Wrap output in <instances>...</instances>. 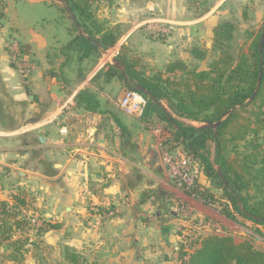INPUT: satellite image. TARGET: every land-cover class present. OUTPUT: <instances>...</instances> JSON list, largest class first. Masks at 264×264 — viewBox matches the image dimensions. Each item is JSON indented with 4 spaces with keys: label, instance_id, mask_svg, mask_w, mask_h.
I'll return each instance as SVG.
<instances>
[{
    "label": "crops",
    "instance_id": "0c3cea01",
    "mask_svg": "<svg viewBox=\"0 0 264 264\" xmlns=\"http://www.w3.org/2000/svg\"><path fill=\"white\" fill-rule=\"evenodd\" d=\"M6 1L11 0H5L4 20L0 18V164L14 175L17 190H11V195H25L35 210L59 219L64 229L71 227L74 239L91 242L98 255L107 254L110 263L116 258L126 262L139 256L157 258L169 241L175 244L173 230H169V225L181 221L175 201L221 225L232 222L241 233L239 223L222 215L218 206L205 205L186 194L162 167L158 136L162 133L171 141L172 127L156 114L149 122L131 116L120 119L118 101L128 78L108 79L107 69L111 66L120 71L110 60L117 58L122 48L127 56L138 60L139 69L146 75L163 71L173 59L184 61L190 68L205 69L214 58L210 53H214L215 25L230 20V10L237 16L241 5L244 11L250 9L246 20L252 13L261 16L264 0H208V9L199 17L193 18L187 9L174 14L172 34L165 39L149 38L144 29L135 26L112 47H96V58L89 55L80 61L74 57L66 60L60 54V48L73 36L64 20L66 41L47 31L21 27L17 19L15 25L9 24ZM9 40L20 44L31 65L26 74L11 62L6 48ZM194 47L206 52L203 58L192 56ZM85 94L94 101L90 108ZM160 103L173 117L200 125L178 117L164 100ZM163 125L169 127V133L161 128ZM131 132L130 143L136 147L128 150L129 155L141 157L145 166L134 164L121 153L124 134ZM170 143L182 150L180 144ZM198 183L215 193L202 170ZM145 189L152 190L143 198L148 191ZM11 195L3 199L10 200ZM260 229L264 232V227ZM147 264H154V260H147Z\"/></svg>",
    "mask_w": 264,
    "mask_h": 264
},
{
    "label": "trees",
    "instance_id": "16d2710c",
    "mask_svg": "<svg viewBox=\"0 0 264 264\" xmlns=\"http://www.w3.org/2000/svg\"><path fill=\"white\" fill-rule=\"evenodd\" d=\"M65 1L76 15L84 34L95 39L103 49L112 47L118 41L120 33L104 26L95 17L87 0ZM60 10L64 11L63 8ZM206 10L194 12V15L201 16ZM246 16L243 12L244 20ZM236 27L231 20L215 25L212 36L215 56L205 69L190 68L184 61L173 59L163 71L146 75L139 69L138 60L127 56L125 49H120L117 59L128 78L123 82L126 90L141 84L153 94L154 99L159 102L164 100L178 117L201 125L216 122L231 110L216 128L203 129L164 112L153 100L144 96L146 103L140 119L149 122L156 114L172 127L170 142L180 144L182 150L196 160L211 185L221 189L225 200L217 198L200 183L184 188L186 194L200 199L205 205L218 206L219 212L232 221L238 222L237 214L255 225L264 226V44L261 55L258 50L264 26L259 30L246 29V48L234 55L230 47ZM97 53L94 45L76 33L60 48V54L66 60L74 57L80 61ZM205 53L198 47L191 50L192 56L197 59L203 58ZM260 62L261 81L254 98L247 102L257 86ZM107 75L108 79L113 76L122 81L124 79L120 71L111 66H108ZM85 95L90 108L94 101ZM239 143H245L242 152L237 150ZM218 170L231 192L223 185ZM29 206V200L21 193L11 195L10 200L0 198V246L4 248V261L11 264L22 263L28 252L25 248L28 239L24 234L31 227L25 214ZM47 222L43 221L45 230L60 227ZM42 229L38 228L36 233ZM60 248V264L86 263L84 255L74 247L63 244ZM184 255V264H264V249L255 247L249 239L236 240L229 233H208ZM39 263L47 264L44 261Z\"/></svg>",
    "mask_w": 264,
    "mask_h": 264
},
{
    "label": "rangeland",
    "instance_id": "374dc122",
    "mask_svg": "<svg viewBox=\"0 0 264 264\" xmlns=\"http://www.w3.org/2000/svg\"><path fill=\"white\" fill-rule=\"evenodd\" d=\"M87 1L91 10L94 11L95 17L100 22H102L104 26L114 28V30L120 33L118 40H120L121 35H124L128 30L135 26L144 29L149 38L158 37L159 39H165L168 37V35L172 34V29L170 27L173 24L172 16L174 14L180 10L187 9L190 10L194 15V12H201L205 9H208L209 5L208 0ZM1 2L4 10L5 0H1ZM242 6L243 5H241L239 9L236 10L237 16L235 15L236 12L231 10L229 12V16H231L230 20L233 21V23L237 26L236 30L234 31V37L231 41L230 47V51L234 55H236L240 49L246 48L244 36V31L246 29L254 28L259 30V28L264 26V11L260 14L261 16H254L252 13V16L248 17V20H242L241 17L243 12H247V15L250 14V9H245L246 11H244L241 8ZM6 8V19L9 21V24L15 25L14 19H17L21 27L39 31H47L54 34L58 39L64 41L68 39V33L67 29L65 28V24L68 26V30L72 35H75V33L78 34V31H75L76 28L68 18L65 10H60V8H63V6L59 2H54L51 0H44L40 2L31 0H11L6 1ZM244 8L246 7L244 6ZM3 10L0 14L1 20L3 19ZM58 10L61 11V14ZM196 17L199 16H193V18ZM61 19L64 20L65 24L61 22ZM116 43H118V41ZM210 54L215 56V53ZM98 55L99 53L94 54L93 58H96ZM110 62L112 63L111 60ZM123 86L121 89H123ZM119 114L121 120H127L130 118L129 115L125 114L121 110L119 111ZM161 128H163V130L167 133L170 132L168 126L163 125ZM133 132H135V130ZM133 132L124 134L126 136V142L121 149V153L134 164L138 166H145L143 162H140L141 157L135 155V152V157H130L129 155L130 152H128V150L133 149L134 151L136 147V144L134 145L130 143V138ZM162 136L163 135L161 133L158 136L159 139ZM244 144L245 143L238 144L237 150L239 152L244 150ZM133 168L134 170L136 169L135 167ZM200 170L201 166L199 165V171ZM13 176L14 175L11 173L10 168L8 169V167H4L0 164L1 199L11 195V190H17V186H14ZM197 180H199V176ZM145 190L148 191H144L145 193L142 196L143 198L148 197L152 189ZM213 191L216 193L217 198H222L225 200V198L222 197L221 189L215 187L213 188ZM251 192L253 193V191ZM153 195H155V191L153 192ZM174 204L177 206V210L180 212L179 218L181 219V221L177 224L169 225V230H173V235L175 236L173 239L175 244L172 245V241H169L167 243L168 248L163 253L159 254L157 258L154 257L153 259H146L139 256L137 258H132L130 262L123 261V258H116L111 263L108 261L109 257H107V254H103L102 256L98 255V252H96L94 245L91 242L88 244L79 243V241L74 239L76 234H73V231H71L73 229L71 227L68 229L69 231L66 227L65 229L62 228V223H58L60 222L58 221L59 219H52V217L46 216L45 212L41 209L32 210L30 205L29 209H25V214L27 215L28 221L31 223L30 230L24 234V236H26L28 239L25 246V248L28 249V252L25 254L22 263L18 264H40L39 261H44L47 264H60V254L62 250L60 247L66 243L71 244L69 246L74 247L84 255V258L86 259L85 264H147V260H154V264H184L183 261L186 260V256L184 255L185 252L189 253L195 243L198 242L202 236L208 233L216 232H219L218 234L229 233L233 235L236 240L249 239L255 247L264 248V232L260 229L264 226L259 225L258 227L253 222L246 220L236 214L238 221L237 223H239L243 228L240 230L241 233H237L238 231L236 229V225L232 222L227 221L228 225H221L218 223V221L210 220L205 216L197 215L192 209H190V206L186 205L185 203L183 204L181 202L175 201ZM171 217V215H168V220H171ZM50 220L61 226L59 228L45 230L44 227L46 226L43 221L47 222ZM38 228L43 229L36 233ZM3 256L4 248L0 246V264H11L7 261H4ZM37 257L41 259L37 260Z\"/></svg>",
    "mask_w": 264,
    "mask_h": 264
},
{
    "label": "built area",
    "instance_id": "2783aa9c",
    "mask_svg": "<svg viewBox=\"0 0 264 264\" xmlns=\"http://www.w3.org/2000/svg\"><path fill=\"white\" fill-rule=\"evenodd\" d=\"M3 10L0 0V14ZM1 18V16H0ZM11 62L21 74H26L31 65L23 56L20 44L16 40H9L6 44ZM146 99L135 89H127L119 98V109L131 117H140L143 113ZM159 160L166 169L172 181L181 189L190 188L198 183L199 166L196 160L183 150L174 149L166 138L159 141Z\"/></svg>",
    "mask_w": 264,
    "mask_h": 264
},
{
    "label": "water",
    "instance_id": "95a60500",
    "mask_svg": "<svg viewBox=\"0 0 264 264\" xmlns=\"http://www.w3.org/2000/svg\"><path fill=\"white\" fill-rule=\"evenodd\" d=\"M51 1H54V2H59L62 4L65 12L67 13V16L68 18L70 19V21L72 22L73 26L77 29L78 31V35L84 37L86 40H88L92 45H94L95 47L97 48H100L101 50H105L103 49L100 44L93 38H91L90 36L84 34V31L83 29L80 27L79 25V22H78V19L76 17V15L74 14V12L71 10L70 6L66 3L65 0H51ZM263 44H264V29L262 30L261 34H260V38H259V42H258V50H259V54L261 55L262 53V48H263ZM112 62L114 64V66L118 67L120 69V73L122 74V76L124 77V79L126 80V76L124 74V71H123V67L120 63V61L116 58V57H113L112 58ZM261 75H262V65H261V62H260V70H259V76H258V82H257V86H256V89L255 91L253 92L252 96L247 100V102H250L252 101V99L254 98V95L256 94L257 92V88L260 84V81H261ZM133 88L135 90H137L138 92H140L142 95H144L146 98L148 99H151L153 100L161 109L164 110V112H166V109L165 107L159 102L157 101L156 99H154V96L153 94L147 90L144 86H142L141 84H135L133 86ZM231 110H228L224 113V115L218 119L216 122H210V123H204V124H201L199 125L198 127L199 128H203V129H208V128H216L217 125L224 119V117L230 112ZM218 174L223 182V185L231 192V190L229 189L228 187V183L226 182L224 176L222 175L221 171L218 170ZM244 214L248 215L246 212H243ZM258 219V218H257Z\"/></svg>",
    "mask_w": 264,
    "mask_h": 264
}]
</instances>
